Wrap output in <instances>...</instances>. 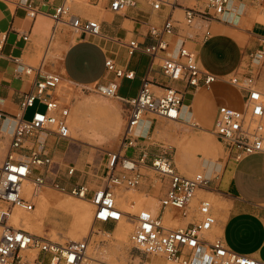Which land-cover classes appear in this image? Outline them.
Instances as JSON below:
<instances>
[{
	"label": "crops",
	"instance_id": "crops-1",
	"mask_svg": "<svg viewBox=\"0 0 264 264\" xmlns=\"http://www.w3.org/2000/svg\"><path fill=\"white\" fill-rule=\"evenodd\" d=\"M29 1L41 11L34 20L27 16L24 8ZM64 1L0 0V36L6 35L2 50L4 58L0 62V110L8 113L11 118L0 123V165L8 152L16 125L14 116L21 110V98L31 91L35 79V76H23L14 60L37 67L43 57L48 59L50 52H54L55 45H69L61 66L46 60L47 69L59 68L65 80L78 86L92 87L98 83L116 82L118 98H107L93 91H77L71 102L70 126L74 140L60 139L46 132L26 139V148L22 151L25 158H29L33 151L43 150L54 163L50 167H36L35 174H44L49 185L57 182L68 191L83 184L92 194L104 185L108 152L119 150L121 136L129 119V107L121 99L135 98L145 78L152 81L157 94L163 93L168 87L177 89L183 100L186 95L190 100L188 104L183 102L180 121L165 123L158 117L147 115L138 133H144L147 139L138 140L139 149L148 147L150 151V146L169 145L173 150L176 149L174 161L178 171L185 175L199 170L212 177L217 171L220 176L213 180L212 190L199 191L197 195L199 199L206 194L216 198L217 207L214 206L218 225L214 235L222 237L231 250L264 261V155L249 156L238 162L234 153L227 154L221 143L213 138L217 116L210 129L202 124L210 105L218 101L231 104L225 95L234 94L244 99V92L230 83L231 78L244 81L259 71L258 61L254 57L264 49V0L261 3L255 0L233 2L228 8L229 12L220 19L197 15L191 24L185 21L184 10L191 7L208 12L209 0H178V7L175 9L166 7L159 12L153 11L145 0H139L137 7L123 14L75 1L73 13L102 23V35L97 37L74 36L66 33L64 28L54 32L55 23L51 14ZM77 9L91 13H80ZM169 15L176 21L175 30L173 35H166L165 40L170 43L174 54L182 42L197 54L201 69L218 77L210 87L195 89L166 77L161 68V58L166 57V53H161L156 59L139 51L130 54L129 43H153L149 27L160 26ZM207 32L210 33L209 37H206ZM25 35H28V40H24ZM107 60L114 61L118 69L134 72V78L117 77L107 69ZM258 80L264 83V71H260ZM219 107L221 106L216 104L214 115H218ZM44 109L45 107L42 111ZM154 123H157L156 129ZM193 124L197 127H192ZM142 128L146 131L143 132ZM56 145H62L63 149H57ZM129 152L134 155V150L125 153L130 156ZM69 168L76 170L73 176L68 174ZM51 169H56L57 174H51ZM100 170H105V173L99 180H81L82 175L94 178ZM145 174L151 176L153 183L160 178L150 171H145ZM166 191L160 197L154 196L144 178L137 189L122 190L118 195L128 202L131 198H136L141 203L140 207L153 212L154 206H150V202L156 201L158 204ZM46 193L48 196L50 192ZM244 193L253 198H248ZM131 203L132 206L135 205L134 202ZM51 209L46 219L50 216ZM160 213L159 208L158 213L153 214ZM100 225L105 231L115 228L113 224ZM229 227L232 228L235 240L242 241L246 246L242 248V252L232 247L228 236Z\"/></svg>",
	"mask_w": 264,
	"mask_h": 264
},
{
	"label": "built area",
	"instance_id": "built-area-1",
	"mask_svg": "<svg viewBox=\"0 0 264 264\" xmlns=\"http://www.w3.org/2000/svg\"><path fill=\"white\" fill-rule=\"evenodd\" d=\"M145 1L156 12L166 7H178V0ZM240 1L243 0H209L208 12L188 7L184 10V18L187 24H191L197 15L220 19L229 12L231 3ZM262 1L255 0L257 3ZM74 2L75 0H65L55 8L51 14L55 23L54 32L69 27L76 35L101 36L102 23L73 13ZM138 2L139 0H84L89 6L106 8L116 14L126 13L137 7ZM24 8L31 20L41 14L40 9L30 1ZM175 22L169 15L160 26L151 25L149 34L154 42L142 45L138 41H131L130 54L139 51L156 59L161 53H166V57L161 58V68L166 77L195 89L210 87L218 77L201 69L197 54L189 50L184 42L180 43L174 54L170 43L165 40L166 35L174 34ZM209 35L207 32L206 37ZM24 40H28V35L24 36ZM5 42L4 34L0 36V62L4 58L2 50ZM262 42L264 44V38ZM254 59L258 61L259 71L244 81L230 79V83L245 94L243 109L221 107L213 130L225 152L229 155L234 153L238 162L249 156L264 155V85L258 80L264 63V49L257 52ZM14 61L21 68L23 76H35V79L31 91L21 98V110L14 116L16 125L8 152L0 165V264H89L87 248L90 238L64 245L23 227H15L10 223V218L15 209L33 211L36 207L33 196L39 189L51 188L68 194L57 182L49 185L44 174H35L36 167L54 165L46 152L33 151L29 158H25L22 152L26 148V139L41 132L54 134L60 139L74 140L69 122L73 98L63 97L59 93L60 86L63 83L69 84L65 90L72 95L77 91H93L107 98H118V84L110 82L98 83L92 87L78 86L65 80L59 68L48 70L46 57H43L37 67L24 65L17 59ZM106 67L119 78H134V72L116 68L112 60L106 61ZM121 100L129 107V119L121 136L119 150L108 152L104 185L92 194L83 184L70 191L71 195L92 204L94 222L113 224L115 227L122 220L134 224L129 236L130 242L142 254L135 264H264V261L231 250L222 237L214 235L213 231L218 225L215 207L208 198L199 199L197 195L199 191L212 190L213 180L220 176L217 171L212 177L204 171L192 176L185 175L178 171L170 146H160L155 155L150 154L148 147L139 149L138 140L147 139L144 133L138 134L147 115L171 122L180 121L183 106L181 92L168 87L163 93L157 94L152 81L145 78L135 98ZM36 103L45 107L44 111L36 110L30 120H25L27 109L34 108ZM9 119L8 113L0 110V123ZM192 127L197 126L193 124ZM128 150H134V155L128 156L125 153ZM145 171H152L158 177L169 180L168 189L159 200L161 211L166 210L164 214L154 215L146 208L131 213L118 206L116 192L137 189L148 176ZM57 172L56 169L50 170L51 174ZM75 172L74 168L68 170L70 176ZM26 182L33 186L31 198L24 191ZM167 212L171 213V219H184L185 222L165 225L163 217ZM96 264L106 263L97 261Z\"/></svg>",
	"mask_w": 264,
	"mask_h": 264
},
{
	"label": "rangeland",
	"instance_id": "rangeland-1",
	"mask_svg": "<svg viewBox=\"0 0 264 264\" xmlns=\"http://www.w3.org/2000/svg\"><path fill=\"white\" fill-rule=\"evenodd\" d=\"M243 1L244 2H251V0H243ZM179 5H181V3H179ZM11 7L13 8L14 6H11ZM77 10L80 13L81 12H85L87 14H90L91 13V11H88V10H86V11L81 10V9H77ZM64 29H65L66 33L74 34L72 32V29L71 28L64 27ZM74 36H76V35L74 34ZM68 47H69V45H64V44L63 45H60V44L55 45L54 46V50H53L54 52H50V56L47 59V62L48 61H53L58 67L61 66L62 58L64 56V53L68 49ZM41 57H42V54H41ZM260 69H261L260 70L261 72L264 71V63H263V66ZM68 85L69 84H67V83H63L60 86L59 93L61 95H63V97H68L69 99H72L74 96H76V93L77 92H75L74 95H72V93H66V90L65 89H66V87ZM62 91H63V93H62ZM71 92H73V91H71ZM225 97L227 98L228 101H230L231 104L226 103V102H219V101L216 104L218 106H221V107L234 108L236 110H242L243 109L244 99H242L240 96L234 95V94H229V95H225ZM219 100H221V99H219ZM183 102H184V104H188L190 102L189 97L187 95L185 96ZM216 104L210 105L209 108H207V110L205 112V119H204V122L202 124H203L204 127L208 128V129L211 128L212 123H213V120L217 116V115H214V108H216ZM221 107H219L218 110ZM36 110H43V107H41L39 105V103H36V105H35L34 108H30L26 112L24 119L25 120H30L32 118L33 113ZM158 119L164 121L165 123H173L171 121H166V120L161 119V118H158ZM182 120H184V117L182 118ZM156 126H157V123H154L155 129H156ZM3 128H5V126ZM147 128L148 127H146V129ZM146 129H143L142 128L143 132L146 131ZM213 138L216 139L215 137H213ZM55 147L57 149H60V150L63 149V146L62 145H56ZM159 147H160V145L150 146V151H149L150 154L155 155L158 152ZM130 152H129V155L132 154ZM173 152H174L173 154H175L176 149H174ZM198 172H200V171L199 170L195 171L194 173L191 174V176L194 175L195 173H198ZM104 173H105V170H100L98 172V175L95 176L94 178H90L87 175H82L81 180L83 182L86 181V180L87 181H96V180H99L102 177V175H104ZM145 182L150 186V190H151L152 194L154 196H156V197H160V195L166 191V189L168 188V185H169V180L167 178H159L157 182L153 183L151 176H146L145 177ZM60 186L63 187L62 185H60ZM47 189L49 190V192L52 195H54L53 197H60V198H62L66 202L79 203L82 200L79 197H76V196L71 195L70 194V191H68V190H67V193L68 194H64V193H61V192H59V191H57L55 189H50V188H45L42 191H44V190L48 191ZM31 191H32V187H31ZM244 194L248 198H253L250 195H247L246 193H244ZM200 198H208V199H210L214 203V205L217 207L216 200L211 199V196L210 195H207L206 194L204 196H200ZM118 202L120 203L119 204V207L122 210L126 211V212L137 213V212L140 211V210L139 211H136V210L134 211V209H132V208L130 210L125 205H123L121 203V201H118ZM151 205L154 206L153 207V213H155V214L158 213L159 206H158L157 202L156 201H151L150 202V206ZM36 207H35L34 211L36 210ZM87 208H88V212L90 213V216H91V226H93L95 228V230H96L95 232H91L90 235H89V237L93 238L94 239V242H96V243H97V241H99V244L97 245L98 248L99 249L100 248H106V249H108L109 253H111L112 255H115V257H116L115 263L116 264H135V263H137L138 262V259L142 256V254L139 252V250L136 249V248H134L133 245L130 244V242H129L128 239H127L128 241H126V242L124 241V246H122L121 245L122 243L119 242V241H116V240L112 241L110 239L105 238V236H104L105 235V232H112L113 229L111 231H105V230H103L101 228L100 223L94 222L93 207H91V208L90 207H87ZM18 210L22 211L21 209H18ZM34 211L33 212L31 211L29 213L32 214V213H34ZM70 211L71 210L65 211L60 206H58V207H55L54 206L51 209L50 216L47 219L46 225L44 226V224H41V226L40 225H35V226L37 228L42 229L44 231V233H45L44 236L49 237L50 239H51V234H53L54 232H56V233H58V236L60 238L59 241H57V242H60V243H68V242H71L70 234L72 232V225H71V223H72V215H71ZM23 212H25V211H23ZM165 212H166V210L163 209L161 211V214H164ZM1 231H2V229H0V235H1ZM132 231H133V228H132ZM129 235H128V237H129ZM228 236H229V239L231 240L232 247L236 251L242 252V248H246V246L243 245V242L242 241H236L235 240V237H234V234H233V231H232V228L231 227H229ZM233 245H235V246H233ZM100 260H103V261H106L107 262V260L106 259H103V257Z\"/></svg>",
	"mask_w": 264,
	"mask_h": 264
},
{
	"label": "bare ground",
	"instance_id": "bare-ground-1",
	"mask_svg": "<svg viewBox=\"0 0 264 264\" xmlns=\"http://www.w3.org/2000/svg\"><path fill=\"white\" fill-rule=\"evenodd\" d=\"M75 1H81L84 3V0H75ZM262 85H264V83H262ZM71 116L69 118V122L71 120ZM150 172H152V171H150ZM152 173H154V172H152ZM31 187L33 190L32 183H30V182H26L24 184V191L26 192L28 198L32 197ZM42 190L43 189H39L37 191V194L35 195V197L33 196L34 201L37 204L36 210L35 211L33 210L34 213L30 214L29 212H23V210L20 211L18 209H15L13 214L11 215L10 223L12 225H14L15 227H22L23 226L24 229H26V230L34 233V234H39V235L44 236L45 235L44 231L40 228H37L35 225L41 226V224H44L46 222V220H47L46 217L48 215L50 208H52L54 206L55 207L60 206L65 211L71 210L70 211V213L72 215V223H71L72 232L70 234L71 242L90 238L89 245L87 248V255L89 257V259H88L89 264H96L97 261H103V260H100L102 257H103V259L107 260L108 263L106 261H104L106 264H116L115 263V261H116L115 255H112L111 253H109L108 249H106V248H100L99 249L97 246L99 244V241H97V243H96V242H94L93 238L89 237L91 232L96 231L95 228L93 226H91V216H90V213L88 212V208H87V207H90V208L93 207L92 204L88 200H85V199H82L81 202H79V203L66 202L60 197H53L54 195H52L51 193H49V195L50 196L52 195V197H49V195L47 196L46 195V194H48V193H46L47 191L46 190L42 191ZM119 193H121V190H118L116 192L117 202L121 201L123 204L127 205L126 207L130 210H131V208L132 209L136 208V210H138V211L139 210L141 211L142 209H144V208H142L143 206L140 207L141 203H139V201L136 200V198L135 199L131 198V200L128 202V200L126 198L120 199L119 195H118ZM212 196H211V199L215 200L216 198H214ZM131 201L134 202L135 205L132 206ZM138 203H139V205H138ZM119 204L120 203L118 202V206H119ZM158 205H159V202H158ZM213 205H214V203H213ZM146 209H148V208H146ZM148 210L151 211L150 209H148ZM93 213H94V209H93ZM171 218H172L171 213L167 212L163 217V223L165 225H177L178 223H181V221L179 219H171ZM132 228L134 229V224L132 222H130L128 220H122L121 222L118 223V225H116V227L114 228V230L112 232H105L104 236H105V238L110 239L112 241H114V240L119 241L122 243L121 245L124 246V241L126 242L129 240V242H130V238L128 237V235L131 234L130 232L132 231ZM0 229H1V227H0ZM216 230H217V228L213 232L216 233ZM59 239L60 238L58 236V233L54 232L53 234H51V240L52 241L57 242V241H59ZM61 244L65 245L66 243H61ZM130 244H131V242H130ZM139 259H138V261H139Z\"/></svg>",
	"mask_w": 264,
	"mask_h": 264
}]
</instances>
